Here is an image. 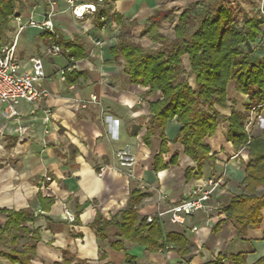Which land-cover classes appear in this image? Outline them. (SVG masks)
Segmentation results:
<instances>
[{
    "label": "crops",
    "instance_id": "1",
    "mask_svg": "<svg viewBox=\"0 0 264 264\" xmlns=\"http://www.w3.org/2000/svg\"><path fill=\"white\" fill-rule=\"evenodd\" d=\"M45 2L47 4L46 0L42 1L39 10L31 13H20L19 8H15L14 15L19 13L24 20L30 16L42 20ZM56 2V37L67 42H82L85 46V57L77 60L79 66L73 69L82 75L71 83L61 79L59 70L67 68L70 62L65 54H46L53 43L49 34L32 32L31 36L27 32L29 27L20 34L26 42L17 45L19 68L29 69L31 58L41 56L47 72L42 85L50 95L38 107L21 102L20 114L16 117H6L4 109H0V138L7 135L14 139L10 163L0 166V208L31 207L35 211L36 220L27 224L38 228L40 233L33 264H184V258L173 249L149 251L146 246L130 241L124 243L123 249H114L110 242L120 238L119 232L108 226V238L102 239L97 236L93 223L97 215L107 220L120 215L127 208L134 189L150 193L138 205L140 217L153 214L158 204L167 208L206 178L222 173L226 166L239 168L241 156H246L244 150L236 153L230 142L214 145L219 135L213 136L209 142L216 155L215 163L205 164L203 176H197V163L185 153L181 143L173 142L181 128L174 117L165 127L168 151L162 158L167 166L156 170V155L161 151L163 139L160 129L152 132L151 102L160 92L149 95V87L132 83L111 48L118 42L124 24L129 20L146 23L164 0H110L107 5L97 0H81L106 8L109 15L100 20L102 26L96 24L97 13L77 17L66 0ZM13 16L0 26V44L5 42L4 38L6 42L11 41L9 35L17 28ZM118 16L122 17L121 23ZM13 21L14 26L9 27ZM94 94L97 102L92 100ZM80 100H86V106L83 107ZM46 107L53 111L49 123L44 121ZM19 125L28 126V132L22 133ZM126 147L135 156L134 177L126 173L127 169L119 168L116 157V152ZM174 152H178L176 164L170 162ZM234 154L239 155L233 157ZM105 165L104 174L100 176V167ZM188 167L194 168L196 175L189 180L185 174ZM235 168L228 171L231 189L237 188L236 178L242 181L244 176L243 171L239 176ZM46 175L52 177L51 180H47ZM162 194L167 197L162 198ZM42 198L53 199L48 209L49 200L42 202ZM65 208L76 216L74 221L68 219ZM219 217L212 221L225 218L223 214ZM6 219L5 214H0V225ZM196 219L192 218V224ZM203 219L201 217L197 223L200 226L197 232L177 224H164L168 231L182 232L189 239L191 264H204L219 255L229 256L240 251L247 252V264L264 256V223L260 228H248L239 235L234 220L225 218L214 232L204 226ZM0 264L18 263L0 256ZM226 264L233 262L227 258Z\"/></svg>",
    "mask_w": 264,
    "mask_h": 264
},
{
    "label": "trees",
    "instance_id": "2",
    "mask_svg": "<svg viewBox=\"0 0 264 264\" xmlns=\"http://www.w3.org/2000/svg\"><path fill=\"white\" fill-rule=\"evenodd\" d=\"M101 3L107 5L110 0H102ZM16 4L15 0H0V26L14 15ZM195 5L193 4L190 10H186L181 15L176 26L178 36L175 38L173 52L170 54L163 50L156 53L145 51L140 43L135 42L131 36V27L138 24L136 20H129L124 24L118 36V42L111 51L114 57L121 56L126 60L125 70L132 83L149 87V95L156 92L161 94V97L151 102L152 132L160 129L163 139L161 151L156 155V170L167 166L163 162L162 154L168 151L165 127L170 119L176 117L181 123L174 142L181 143L185 153L197 163L199 171L197 176H200L203 166L216 159L215 154H210V145L202 144V141L208 134H215L220 118L225 117L231 133L228 140L235 143L237 148L248 142L251 147L250 153L256 156L246 164L243 178L244 188L247 191H255L264 186V151L254 152L256 138L248 136L244 125L252 106L264 100V59L260 61L255 60L254 57L252 59L249 52L243 53L238 49V45L246 41L255 42L259 26L255 20H252L250 30L244 33L232 32L230 25L234 17L229 10L222 8L214 17L208 14L210 11L207 10L205 18H202L193 35L188 38L185 37L183 27L190 22L189 19L192 20L191 11ZM96 13V24L102 26L103 23L100 20L109 13L104 6L98 8ZM168 17V14H163L161 8L157 9L148 17L142 30L143 35H148L154 42L163 40L164 36L159 28L162 19L166 20ZM118 21L122 22L121 16H118ZM52 42L69 50L66 57L70 63L86 55L82 42H67L56 36L52 37ZM184 54L190 56L191 71L196 74L198 83L196 90L191 88L188 81L175 87L172 85L173 78L182 71ZM81 75L80 72L75 70L68 72L66 69L65 81L74 82ZM231 81H236L239 92L249 97L243 110L233 105L228 107L227 88ZM217 106L230 108V115L223 116ZM177 157L178 152H174L170 162L176 164ZM185 174L187 180L196 176L194 168L191 167L186 169ZM148 195L150 193L134 189L127 208L120 215H116L111 220L97 215L93 223L97 236L102 239L108 238V226H112L120 234L119 239L110 242L114 249H123L126 241L144 245L149 251L167 252L173 249L184 258V264H191L192 245L185 234L168 231L164 223L157 219L147 222L146 216L140 217L138 205ZM42 199V202L49 200V204L45 206L46 209L53 203V199ZM223 211L230 219L236 221L238 234L242 235L248 228H260L264 223V196L258 197L247 192L235 195ZM0 214L7 216L4 224L0 225V256L6 257L13 263L33 264L32 260L36 253L35 243L40 240V233L38 228H31L27 224L36 220L35 211L31 207L19 210L0 208ZM220 221L213 226L214 232L219 230ZM21 240L31 242L26 243L23 249H19ZM227 258H230L233 264H247L246 251L229 256L222 254L204 264H226ZM253 264H264V256Z\"/></svg>",
    "mask_w": 264,
    "mask_h": 264
},
{
    "label": "rangeland",
    "instance_id": "3",
    "mask_svg": "<svg viewBox=\"0 0 264 264\" xmlns=\"http://www.w3.org/2000/svg\"><path fill=\"white\" fill-rule=\"evenodd\" d=\"M42 1L44 0H15V2L17 3L16 8H19L20 13L21 12L31 13V12H34V9L39 10L40 8L39 6L41 5ZM193 4H196L193 11H191L193 18L192 20L189 19L190 22H188L185 25V27H183V32H185V37L189 38L193 35L196 28L200 24L202 18H205L204 16H206L207 10L210 11L208 12V14H212V16L214 17L219 14L220 9L225 8L229 10L232 16L234 17L233 18L234 21H232L230 25L232 32L235 31L238 33H244L245 31L249 29V27H251L252 20H255L258 23L259 32L256 36V41L255 42L254 41L253 42H247V41L242 42L241 44L238 45V49L241 50L243 53L249 52V55L251 56L252 59L253 57L255 58V60L257 59L259 61L264 59V9H263L264 0H164V4L160 8L163 14L169 15L168 19L166 20L162 19L161 26L159 28V31L164 36V39H163L164 41L161 40L159 42H154L153 40H151V38L148 35H143L142 30L145 27L146 23H139L136 26L131 27L132 39L135 42L140 43L143 46L145 51H152L156 53V52L163 50V52H167L168 54H170L171 52H173V44H174L175 38L178 36V32L176 31V26L178 25L180 21L181 15L186 10H190ZM45 6L47 7L46 2H45ZM42 13H44L43 10H42ZM13 19H15V15L13 16ZM14 24H15L14 21L10 22L9 27L14 26ZM29 28L30 29L29 30L27 29V32L29 31L30 35L32 34V32L36 35H38L39 32L42 33L39 29L36 30L31 27ZM56 31H57V28H56ZM14 35H15V32L10 33L8 39L12 41L14 39ZM22 36L20 35L21 38L18 41L20 42L19 43L20 45L26 42L25 37H22ZM4 41L6 42L5 38H4ZM118 60L121 62L122 66L125 67L126 60L123 59L121 56L118 57ZM184 81H188L191 88L195 90L198 87V83L196 80V74L193 71H191L189 54H184L182 56V71H180V73L175 78H173L172 85L173 87H175ZM227 91H228V94H227L228 107L233 105L237 109L243 110L244 104L249 101V97L239 92V90L236 88V81H231L228 84ZM156 96H158L159 98L161 97V94L159 93ZM228 107L221 108L217 106V108L219 109V111H221L223 116H225L226 113L230 115L231 112H230V108ZM254 107H256L255 109L256 113L254 112L255 116H254L253 122L248 123L249 118L251 117V111H253ZM224 118L222 117L220 118L219 120L220 123H219V126L217 127L215 134H212V135L208 134L205 137V139L202 141V144L208 143L210 145V142H209L210 139L215 135H219L214 145L217 144L220 146V144L222 143L230 142L232 144L233 151L235 152L237 151L236 153L239 152L241 154V152L244 150V155L246 156L245 157L241 156L240 161H239V163L241 164L239 165V168L236 169L231 164L230 166L228 165V167L226 166L224 170L227 171V175L226 177H224L223 179L224 183L220 186V189L218 191L220 195L213 197V199L210 202V206L207 208L206 211L195 214L193 216L194 218L195 217L197 218L195 224H197L200 218L202 217V219L204 218L203 219L204 226L211 227L212 230H213V226H215L220 221L219 219L215 221L214 223L213 222L214 217L220 216L219 218H221V214H223L226 219L232 220L223 211V208L232 200L233 196L239 195L245 192L251 195L255 194L258 197L264 196V186L259 187L255 191H251V190L247 191L244 188L245 183L243 184V179L242 181H240V178L238 179V177L236 178L237 180H235V184L237 185V188L231 189L229 185L230 178H228V171L231 169V167L236 169V171L238 172L237 174H240L239 176H241L242 171L244 172V176H245L246 164L249 162V160L255 159L256 156H253L254 153L253 154L250 153L251 147H249L250 145H248V142L246 143V145L237 148V145L235 143L228 140V138L231 137L230 136L231 133L229 129V123L227 119H224ZM226 121L227 123H225ZM244 129L247 132L249 137L256 138L255 146H253V148L255 149L254 152L264 151V100L260 102L259 104H255L252 106L247 116ZM13 142H14V139L7 135H4L3 138H0V166L10 163L11 161L10 150H11V146ZM173 142H174V139H173ZM210 154H213L212 148H211ZM214 163H215V160L212 163H210V165ZM204 173H207V171H205ZM201 175L203 176V172H201ZM131 177H134V176H131ZM193 217H191L188 220L189 225H191L192 222L194 223V220L191 221ZM225 218L220 221L221 222L220 224H222L223 221L226 220ZM208 220H211L210 225H207ZM167 223L173 224L169 220L165 222V225H167ZM199 228L200 226L198 225V230ZM29 242L31 241L21 240L19 249L22 248L24 243L26 244Z\"/></svg>",
    "mask_w": 264,
    "mask_h": 264
},
{
    "label": "built area",
    "instance_id": "4",
    "mask_svg": "<svg viewBox=\"0 0 264 264\" xmlns=\"http://www.w3.org/2000/svg\"><path fill=\"white\" fill-rule=\"evenodd\" d=\"M47 7L45 9L43 19L38 20L33 16H30L27 20H24L21 14L15 15L17 21V28L15 30L14 39L9 42L0 44V109H4V115L6 117L19 116L18 106L21 102L25 101L30 104L38 105L46 99L50 92L47 88L43 87L42 82L47 76L44 59L41 56H34L31 58V67L25 71L20 70L19 64L16 58V49L20 34L27 27H34L39 29L44 34L49 36H56L55 16L57 15V2L56 0H46ZM69 8L73 14L77 17H84L88 13H96L98 10L97 3H84L81 0H66ZM102 0H98L101 3ZM264 9V7H263ZM68 49L57 43H52L46 50V54L49 56L67 54ZM79 63L75 61L70 63L67 68L59 70V74L62 80H65V71L78 68ZM94 102L98 101L97 95L92 96ZM86 100H80V104L86 106ZM256 107L251 111V117L248 123L253 122L254 112ZM44 121L46 123L51 122L53 111L51 108H44ZM19 130L26 134L29 130L26 125H19ZM239 154L234 155L237 157ZM118 158L119 168L127 169L129 176H134L132 167L136 160L135 156L131 153L130 148H122L116 152ZM106 165L100 167L99 175H103ZM227 171L206 178L201 184L192 187L188 192L175 203L167 208H164L161 204L157 205V210L153 214L146 216L147 222L159 220L165 224L169 220L173 224L189 228L192 232L198 230V224H188L189 218L195 214L204 212L210 206V202L214 196H218L220 186L224 183L223 179L226 177ZM47 180H51V177L46 175ZM162 198H166L167 194H162ZM69 220L74 221L75 215L67 208L64 210ZM211 224V220L207 221V225Z\"/></svg>",
    "mask_w": 264,
    "mask_h": 264
}]
</instances>
